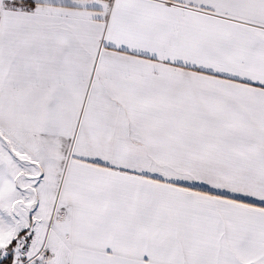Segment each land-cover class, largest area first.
<instances>
[{"label":"snow or ice","instance_id":"obj_1","mask_svg":"<svg viewBox=\"0 0 264 264\" xmlns=\"http://www.w3.org/2000/svg\"><path fill=\"white\" fill-rule=\"evenodd\" d=\"M0 264H264V0H0Z\"/></svg>","mask_w":264,"mask_h":264}]
</instances>
